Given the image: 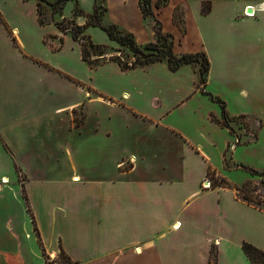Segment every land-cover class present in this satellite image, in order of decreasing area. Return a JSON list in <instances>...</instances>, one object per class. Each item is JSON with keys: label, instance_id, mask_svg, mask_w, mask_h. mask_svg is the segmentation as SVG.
Masks as SVG:
<instances>
[{"label": "crops", "instance_id": "0c3cea01", "mask_svg": "<svg viewBox=\"0 0 264 264\" xmlns=\"http://www.w3.org/2000/svg\"><path fill=\"white\" fill-rule=\"evenodd\" d=\"M138 1L105 0V20L144 45L155 37ZM154 13L175 55H206L203 89L190 65L91 68L68 30L39 25L36 4L32 33L0 14V264L61 252L77 264H253L244 243L264 254V211L236 190L264 170V0H168ZM223 112L251 118L256 139L230 148ZM207 176L219 183L204 190Z\"/></svg>", "mask_w": 264, "mask_h": 264}, {"label": "trees", "instance_id": "16d2710c", "mask_svg": "<svg viewBox=\"0 0 264 264\" xmlns=\"http://www.w3.org/2000/svg\"><path fill=\"white\" fill-rule=\"evenodd\" d=\"M64 1L65 0H58L54 4H50L44 0H37L35 4L37 21L39 25L44 26L46 25V23H48L42 18V16L44 15L42 14L43 5H46L50 8H58ZM102 1L105 3V0ZM138 4L142 16L153 23L152 29L154 32L155 40L144 45H139L135 41L134 36L131 32L120 29L115 24L107 23V25L104 26L99 25L98 22L100 21L97 14H92L88 17V20L91 21L89 22V25L93 23L92 25L98 26L102 31L105 32L110 41L117 43L121 47H126L132 54L133 61L124 62L122 58L116 56H110L109 58H106V55L108 53L106 52V48L104 45L93 43L88 37H83L81 39L78 38L76 33H83V30L88 24H85L83 26H75L76 30L62 28L61 23H55V25L61 31L68 30L72 38L80 43L82 60L91 68H96L105 61H113L117 63L124 71L135 69L137 67H143L155 62H165L171 71H176L184 65H190L196 70L198 74L199 88L203 89L209 71V61L206 55L204 54V52L175 55L173 52V36L170 33L163 32L161 23L155 16L154 9L165 7L168 4V0H156L154 5L152 3V0H139ZM208 9L209 4L203 3L202 10L208 11ZM104 12L106 13L105 5ZM173 21L180 27L182 31L184 30L183 18L179 7L174 10ZM71 25H74V23H72ZM91 55L96 57L97 59L95 61H91ZM215 100L218 103H221L223 108L222 102H220L218 99ZM251 120V118H246L245 116L229 117L225 112H223L221 124L225 127H228L234 138L237 139L234 144L235 146L242 144V137L246 139L247 143L253 142L256 139L257 129L253 127L254 125L252 126V122L254 124V121ZM79 122V120H76V124H79ZM237 130L243 133H238ZM249 172L254 176L264 179V170H249ZM251 183L252 182L244 185L242 188H236V190L240 193L243 189H245V187H247V185ZM212 184L213 186H216L217 183L212 182ZM261 184H263V181L261 182ZM242 198L248 202H251L246 196H242ZM256 206L264 211V205L256 203ZM242 249L245 255L253 264H264V254L262 252L246 243L242 245ZM60 254L67 259L68 264H77L76 262H73L67 255H65L64 252H61Z\"/></svg>", "mask_w": 264, "mask_h": 264}, {"label": "rangeland", "instance_id": "374dc122", "mask_svg": "<svg viewBox=\"0 0 264 264\" xmlns=\"http://www.w3.org/2000/svg\"><path fill=\"white\" fill-rule=\"evenodd\" d=\"M36 1L37 0H0V14H9L10 16L19 18L20 23H18V25L29 33H32V29L36 26L34 21ZM44 1L54 4L58 0ZM42 14H44L42 18L55 27V23H61L62 28L76 30L75 26L88 24L83 30V33H76L78 38L81 39L83 37H88L93 43L104 45L108 56L120 57L124 62L133 61L132 54L126 47H121L117 43L110 41L105 32L98 26L92 25L93 23L89 25V22L91 21L88 20V17L92 14H97L100 21L98 22L99 25H107L105 20L104 2L102 0H65L58 8H50L43 5ZM62 18L64 20H62ZM72 23H74V25H71ZM80 23L83 24L80 25ZM36 28L37 27H35V29ZM96 59V57L92 55L90 56L91 61H95ZM237 132L239 133L240 131L237 130ZM242 138V144L240 145L247 144L246 139L244 137ZM229 167L232 166L229 164ZM238 168L244 167L238 166ZM247 172L249 171L247 170ZM255 180L258 184L251 183L247 185V187L240 192V196H246L255 205L256 203L264 205V179L256 177ZM262 181L263 184H261ZM213 182L219 183L218 180H213ZM43 259L44 264H68L67 259L61 254H58L55 257L44 256Z\"/></svg>", "mask_w": 264, "mask_h": 264}, {"label": "built area", "instance_id": "2783aa9c", "mask_svg": "<svg viewBox=\"0 0 264 264\" xmlns=\"http://www.w3.org/2000/svg\"><path fill=\"white\" fill-rule=\"evenodd\" d=\"M244 14L248 17L250 16H254V11L252 8H246V10H244ZM237 141V139L235 138L234 141L231 143L230 148H233L235 145V142ZM202 189H210L211 187H213L212 181L210 180L209 176H207L206 178H204L202 184H201Z\"/></svg>", "mask_w": 264, "mask_h": 264}]
</instances>
